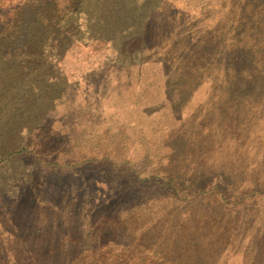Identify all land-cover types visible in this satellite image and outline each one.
I'll list each match as a JSON object with an SVG mask.
<instances>
[{
	"label": "rangeland",
	"instance_id": "rangeland-1",
	"mask_svg": "<svg viewBox=\"0 0 264 264\" xmlns=\"http://www.w3.org/2000/svg\"><path fill=\"white\" fill-rule=\"evenodd\" d=\"M17 6L0 264H264V0Z\"/></svg>",
	"mask_w": 264,
	"mask_h": 264
},
{
	"label": "trees",
	"instance_id": "trees-1",
	"mask_svg": "<svg viewBox=\"0 0 264 264\" xmlns=\"http://www.w3.org/2000/svg\"><path fill=\"white\" fill-rule=\"evenodd\" d=\"M77 1L78 0H54L56 17H63L65 15H68L74 6V3ZM18 9H19V7L17 6V8H14V10L12 12H8L7 15L0 16V18H3L2 21L6 22V26L0 28V34H3V32L5 33L7 31L6 29L9 25H13L14 19H16L15 18L16 13H17V11H19ZM156 12L160 14L159 20H157L158 18H156V19L154 18L155 19L154 20V19L150 18V16H149V18L146 17L144 20V23H143L145 28H142L141 32L139 31L135 37H137V36L142 37V34L144 32H146V30H151V28H149V27L154 26V25H159V24L161 25V24H164L168 21L169 16L167 15V11L163 10V5H159L158 8L156 9ZM135 29H137V28H135ZM95 35L96 34H94V36ZM132 39H134V38H132ZM93 42L95 43L96 46H99L102 48H108L107 41L105 39L101 38L100 35L96 36L91 41V43H93ZM140 43L144 44V42L142 40ZM29 153L36 158L39 157V154L37 153V151H35V148H32L31 150H29Z\"/></svg>",
	"mask_w": 264,
	"mask_h": 264
}]
</instances>
